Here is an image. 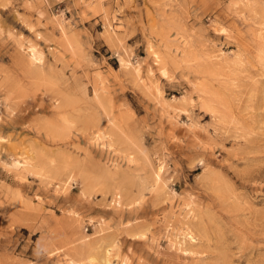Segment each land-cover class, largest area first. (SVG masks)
<instances>
[{
  "label": "rangeland",
  "instance_id": "1",
  "mask_svg": "<svg viewBox=\"0 0 264 264\" xmlns=\"http://www.w3.org/2000/svg\"><path fill=\"white\" fill-rule=\"evenodd\" d=\"M264 264V0H0V264Z\"/></svg>",
  "mask_w": 264,
  "mask_h": 264
},
{
  "label": "bare ground",
  "instance_id": "2",
  "mask_svg": "<svg viewBox=\"0 0 264 264\" xmlns=\"http://www.w3.org/2000/svg\"><path fill=\"white\" fill-rule=\"evenodd\" d=\"M105 263L104 264H110L108 260L104 261Z\"/></svg>",
  "mask_w": 264,
  "mask_h": 264
}]
</instances>
